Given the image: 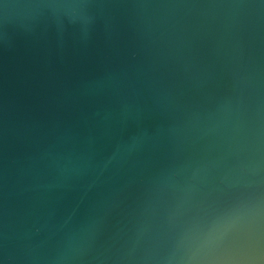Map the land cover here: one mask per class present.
Here are the masks:
<instances>
[{"label": "water", "instance_id": "1", "mask_svg": "<svg viewBox=\"0 0 264 264\" xmlns=\"http://www.w3.org/2000/svg\"><path fill=\"white\" fill-rule=\"evenodd\" d=\"M264 264V0H0V264Z\"/></svg>", "mask_w": 264, "mask_h": 264}, {"label": "clouds", "instance_id": "2", "mask_svg": "<svg viewBox=\"0 0 264 264\" xmlns=\"http://www.w3.org/2000/svg\"><path fill=\"white\" fill-rule=\"evenodd\" d=\"M177 264H215V262L195 253H190L179 256L177 258Z\"/></svg>", "mask_w": 264, "mask_h": 264}]
</instances>
